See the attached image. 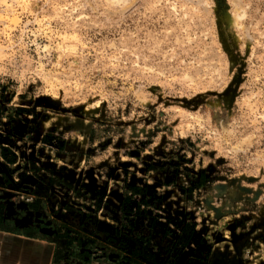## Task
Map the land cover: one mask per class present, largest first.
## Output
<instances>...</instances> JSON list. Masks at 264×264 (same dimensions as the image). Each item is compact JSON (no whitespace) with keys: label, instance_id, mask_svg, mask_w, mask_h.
Instances as JSON below:
<instances>
[{"label":"rangeland","instance_id":"374dc122","mask_svg":"<svg viewBox=\"0 0 264 264\" xmlns=\"http://www.w3.org/2000/svg\"><path fill=\"white\" fill-rule=\"evenodd\" d=\"M0 201L99 264H264V0H0Z\"/></svg>","mask_w":264,"mask_h":264},{"label":"crops","instance_id":"0c3cea01","mask_svg":"<svg viewBox=\"0 0 264 264\" xmlns=\"http://www.w3.org/2000/svg\"><path fill=\"white\" fill-rule=\"evenodd\" d=\"M83 232H88L85 226L49 225L26 213L10 214L4 206L0 210V264H99L93 260L95 245L90 246Z\"/></svg>","mask_w":264,"mask_h":264},{"label":"trees","instance_id":"16d2710c","mask_svg":"<svg viewBox=\"0 0 264 264\" xmlns=\"http://www.w3.org/2000/svg\"><path fill=\"white\" fill-rule=\"evenodd\" d=\"M8 163V162H7ZM173 166L172 165H151L148 164L146 166V170H155V171H160L162 170L163 172V176L165 178L169 177L168 180H165L162 184L167 186L169 184L173 183V178L176 175V170L177 167L174 169V171H172ZM205 182V177H204V173L203 172H199L197 173L196 177L193 179L191 186L194 187H199L201 186L203 183ZM191 188V187H189ZM126 196L124 195L122 198V202H124L126 199ZM33 202V201H32ZM33 203H30V207L32 206ZM2 205H0L1 207ZM65 226L66 224L63 223ZM68 225V224H67ZM80 229V228H77ZM82 232V231H81ZM89 238L90 246H92L93 243H99L100 241H98L99 239L96 237H93V235L91 234H84ZM153 256L151 255V253H149L148 251H146L143 248L140 247H134L132 249L128 250V253L125 255V260L124 259H119V260H115L113 262V264H143L144 262L150 260Z\"/></svg>","mask_w":264,"mask_h":264},{"label":"flooded vegetation","instance_id":"af4514ba","mask_svg":"<svg viewBox=\"0 0 264 264\" xmlns=\"http://www.w3.org/2000/svg\"><path fill=\"white\" fill-rule=\"evenodd\" d=\"M80 226V225H79Z\"/></svg>","mask_w":264,"mask_h":264}]
</instances>
